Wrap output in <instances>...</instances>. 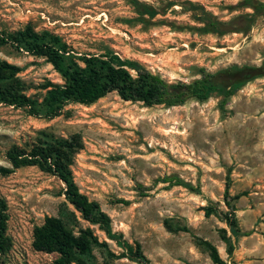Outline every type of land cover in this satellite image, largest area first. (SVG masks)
Segmentation results:
<instances>
[{
  "label": "rangeland",
  "instance_id": "rangeland-1",
  "mask_svg": "<svg viewBox=\"0 0 264 264\" xmlns=\"http://www.w3.org/2000/svg\"><path fill=\"white\" fill-rule=\"evenodd\" d=\"M132 1L0 0V29L15 31L31 24L38 31L59 34L79 54L114 51L170 81H192L200 77L201 68L215 72L264 60V14L252 15L246 31L201 30L198 17L204 11L225 23L252 14L242 0H139L158 11L153 18L145 15L148 22L139 20ZM243 23L235 20L233 27ZM0 58L22 68L28 95L41 97L48 82H64L46 58L10 44L0 47ZM41 132L81 134L84 148L72 166L76 182L100 202L114 231L130 243L140 242L153 264H215L196 236L215 244L230 264H264V77L226 100L215 93L206 101L189 99L176 106H146L111 92L91 104L70 103L63 114L46 118L1 103L0 165L11 167L7 150L33 143ZM171 175L199 186L201 192L156 181ZM229 178L230 196H238L231 202L239 227L249 233L237 240L233 236L232 257L221 237V229L230 236L231 228L205 212L210 203L229 210ZM64 186L37 166L0 171V196L9 212V245L0 254V264L52 263L57 254L35 250L33 231L47 216L60 215ZM82 225L108 242L115 255L122 251L98 225ZM110 251L94 247L95 264H140Z\"/></svg>",
  "mask_w": 264,
  "mask_h": 264
},
{
  "label": "trees",
  "instance_id": "trees-1",
  "mask_svg": "<svg viewBox=\"0 0 264 264\" xmlns=\"http://www.w3.org/2000/svg\"><path fill=\"white\" fill-rule=\"evenodd\" d=\"M132 2L140 14L141 22H148L145 15L153 18L158 14L147 3L139 0ZM241 4L252 8L254 12L225 23L204 11L198 17L203 24L201 30L217 34L246 31L252 22V15L264 14V1L242 0ZM235 20L244 22V26L233 27ZM7 44L46 58L64 80L63 83L48 82L43 87L46 93L41 97L28 95L26 83L20 76L22 68L0 58V104L24 108L29 115L35 117L54 118L63 114L70 103L91 104L111 92H117L123 100L142 102L146 106H176L189 99L206 101L215 93L223 95L226 100L249 82L264 77L263 60L260 65L233 64L215 72L201 68L200 77L192 81H170L154 73L139 60L124 58L114 51L79 54L59 34L47 29L38 31L31 24L15 31L0 29V47ZM83 148V137L79 133L64 137L41 132L33 143L26 146L14 144L7 150L6 157L11 167L0 165L3 174L24 166H37L40 170L57 176L65 185L62 192L65 201L61 204L60 215L47 216L42 224L35 226L33 247L37 251L56 253L51 264H95L94 247L110 250L108 242L100 241L90 226L82 225L87 222L98 225L109 239L122 248L118 255L111 251L109 254L140 264H153L142 244L137 241L130 243L123 233L114 231L112 219L100 202L81 191L72 166L76 153ZM156 181L168 182L170 187L182 186L193 192H201L199 186L177 175L161 177ZM138 186L144 192L145 187L141 184ZM230 187L229 178L225 189V203L229 210L210 203L205 206V212L206 215H216L231 228L230 236L227 229H221V237L232 257L235 250L233 236L237 240L241 235L249 233L243 232L239 227L236 208L231 202L238 196H230ZM120 202L129 203L124 199ZM8 219V204L0 196V254L5 253L9 245ZM183 230L188 229L184 227ZM195 238L198 245L208 250L215 264H230L220 255L215 244L199 236Z\"/></svg>",
  "mask_w": 264,
  "mask_h": 264
}]
</instances>
